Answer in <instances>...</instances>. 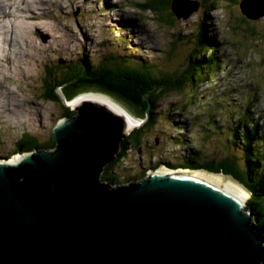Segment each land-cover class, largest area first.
I'll return each mask as SVG.
<instances>
[{"label":"rangeland","instance_id":"rangeland-1","mask_svg":"<svg viewBox=\"0 0 264 264\" xmlns=\"http://www.w3.org/2000/svg\"><path fill=\"white\" fill-rule=\"evenodd\" d=\"M145 1L0 0V16L5 15V11H9L10 16L0 18V159L25 154L18 151L16 145L23 134L32 135L41 143L47 142L58 121L66 119L64 106L73 110L71 106L75 105L72 103L78 98H90L83 97L85 95L104 96L120 114L135 119L136 125L130 135L149 121L150 116L136 114L129 104L99 90L86 93H79V90L67 99L62 88H58L56 93L64 96L63 107L45 101L41 95L46 68L51 69L65 61L67 65H75L86 57L97 65L101 58L115 55L135 62L145 61L155 66L156 76L160 77L162 72H179L186 64L199 59L202 53L209 60L202 69L205 78L201 79L206 80L196 81L195 89L186 88L182 94L176 92L160 100L154 113L153 132L142 137L141 149H127L126 146L125 156H120L118 164L109 171L111 179L122 186L136 182L134 179L128 183L127 178L150 169L161 158L164 164L191 163L193 157H187V152L194 148L200 152L202 162L235 161L240 172L246 171L244 154L247 150L242 145L253 142L256 149L262 144L252 137L242 144L241 138L246 133V118L249 117L246 108L250 102L258 103L259 110L264 109V0H246L247 3L244 0H198L201 4L194 0L199 4L198 10L187 18L178 17L174 30L159 24L151 11L137 7ZM187 1L191 0H184L185 5ZM212 4L216 7L214 10ZM242 8L253 11L257 19L248 18ZM244 16L251 23L238 21ZM249 27L257 29L260 35H251ZM202 28H205L207 38L216 40L220 53L208 49L205 39V48L196 52L197 47L200 49ZM180 34L183 38L178 43ZM1 40L5 42L4 48ZM212 56L214 61L210 60ZM220 56L226 61L222 60L218 70ZM226 65L228 68L225 69ZM223 94L227 97L222 98ZM181 107L187 112L180 110ZM234 111L247 115L243 126L229 123ZM182 116L187 120L196 117V120L184 127ZM182 130L188 136L186 139L183 136L185 141L180 145L176 141ZM122 142L115 161L123 153ZM37 151L54 153L56 147L50 151L42 148ZM165 167L168 166L162 165L172 173L175 169ZM262 168L264 173V161ZM239 185L246 187L244 183ZM253 197L251 194L245 203L249 204ZM249 205L256 212L255 203Z\"/></svg>","mask_w":264,"mask_h":264},{"label":"water","instance_id":"water-1","mask_svg":"<svg viewBox=\"0 0 264 264\" xmlns=\"http://www.w3.org/2000/svg\"><path fill=\"white\" fill-rule=\"evenodd\" d=\"M187 2L174 0L178 17L198 10ZM71 108L53 128L54 153L0 159V264H264L246 197L163 170L110 188L100 177L132 126L96 100Z\"/></svg>","mask_w":264,"mask_h":264},{"label":"trees","instance_id":"trees-1","mask_svg":"<svg viewBox=\"0 0 264 264\" xmlns=\"http://www.w3.org/2000/svg\"><path fill=\"white\" fill-rule=\"evenodd\" d=\"M240 1L242 2L243 0ZM173 2L174 0H146L144 4H138L137 7L145 12L151 11L153 15L156 16L155 20L159 24L161 23V25L174 30L176 29L175 23L177 22L178 16L174 11ZM198 2L201 4L200 1ZM241 2L239 3L241 4ZM244 2L247 3L246 0H244ZM214 8L216 7L214 4H212V10H214ZM207 21L209 20H206V22ZM238 21L240 23L243 22L244 24L251 23L249 22V19L245 18V16L243 18L241 17V19ZM207 25L208 24H206L205 27ZM202 31L203 37L200 34L201 41L199 42L200 49L197 47L196 52L200 51L202 48H205V39L208 41V49L211 51L217 50V53H219L220 49H218V44H216L215 40L213 38L209 39L206 37L205 28H202ZM249 33L251 35H253V33L258 34V36L260 35L257 29H254L253 27H249ZM181 38L183 37L180 34L178 43ZM202 44L204 47H201ZM173 47H175V45ZM171 50L173 52V48ZM207 53H209L208 50ZM87 58L88 57L81 58L75 65H67L65 61L59 65H56L55 67H52L51 69L46 68L45 76L42 79L41 96L45 101L48 100L55 104H61L63 107L62 102L64 101L62 100V97L56 93L58 88H62L61 90L67 99H69L79 90V93L99 90L112 94L116 96V98L121 102L123 101L124 103L129 104L136 114L140 112L144 117L150 116L148 122H145L142 127L136 128L131 133V135L129 134V136L123 140V153L118 155V159L108 165L102 174V179L107 181L108 184L109 182H113L115 185H120L121 183L119 181L111 179L112 176L110 175L109 171H111L113 167L118 164L120 156H125L128 151L127 150L124 152L126 146H128L127 149H141L143 139L142 137H144V135L146 136V134H148L150 131L153 132L152 128L156 121L154 113L160 100L165 95H171L176 92L182 94L186 91V88L195 89L197 86L196 81L197 83H199L198 81L200 80H202L201 82H204L206 79H201L205 78L202 75V69L206 66V64H208L209 60L202 56V53H200L199 59H194V61L191 62V64H188V66L186 64L179 70V72H162L163 75L158 77L156 76L155 66L149 65L145 61L135 62L133 59H125L124 57H117L114 55L101 58L98 64L95 65L89 62ZM214 59L215 57L212 56L210 60L214 61ZM217 67H219L218 63ZM180 110L185 111L186 109L181 107ZM63 115L64 118L71 119L76 115V112L64 106ZM185 123L187 124V122H181L183 126H185ZM238 125L241 124L238 122ZM255 126L257 128L256 130H250L248 123L246 124L245 131L247 134H243L244 137L241 138V142L243 141L242 144L245 143L244 140H247L250 137L257 138V142L262 143L261 146L264 144V138L258 137L260 133L258 130V123H256ZM248 130L252 132L250 133ZM180 136L181 137H177L178 141H176L179 144L185 141V133L183 130L180 131ZM251 143H245L247 146H245V144L242 145L243 149L247 150V152L245 151L246 153L244 154L247 164L246 171H244V173L239 171L235 161H213L203 163L201 162L202 160L195 159L196 157L199 158V151L190 152L187 154L190 157H193L191 163L184 162L182 165H177H181V167L184 166V168L191 170H197L201 168L213 173L233 175L235 179L239 180L241 183H244L254 196L249 204L253 202L255 203V208H257L256 212H254L248 204L245 209L247 212H252L254 214L253 219L256 221V226L264 233V186L262 185L264 184V173H262V158H260V154H258L259 147L257 146L255 149L256 144L253 145V142ZM16 145L18 147V151L24 153L40 150V148L50 151L56 147V143L53 138V132L52 136H50V138L45 143L39 142L38 139L32 135L23 134L17 141ZM183 157H185V155ZM162 165H164L163 158H161L159 162L150 169L153 168L155 170ZM165 165L170 168H178L176 167L177 165L172 162ZM147 170L149 169L139 172L137 176L133 175L128 177V183L132 182L134 179H138V182L141 181V179L146 175Z\"/></svg>","mask_w":264,"mask_h":264},{"label":"bare ground","instance_id":"bare-ground-1","mask_svg":"<svg viewBox=\"0 0 264 264\" xmlns=\"http://www.w3.org/2000/svg\"><path fill=\"white\" fill-rule=\"evenodd\" d=\"M15 41V40H14ZM83 97H90V98H78L77 100H76V103H72V105H76L78 102H80V101H85V100H96V101H99V102H101V103H104V104H106V105H108V106H110L111 108H113V107H115V106H113L111 103L109 104V99L108 98H105L104 96H100V95H96V94H91V95H85V96H83ZM109 100V101H108ZM75 102V101H74ZM113 107H112V106ZM117 108V107H116ZM114 110H116L115 108H113ZM117 111V110H116ZM124 117H125V119H126V121L129 123V125L130 126H132V127H134L135 125H136V120L135 119H133V118H131V119H129L128 117H126L125 115H124ZM21 157V155L20 156H16V157H14L13 159H11L12 161L13 160H16V159H18V158H20ZM165 171H167V170H165ZM199 171H201V172H199ZM194 172H198V173H200V175L201 176H205V177H208V178H212V179H215V180H217V181H219V182H221V183H223V184H225V185H227V186H229V187H231V188H233L234 190H236L237 192H239L240 194H242L244 197H246L247 199L250 197V194H249V192H248V190L244 187V186H240L239 185V183L237 182V181H234L231 177H229V176H226V175H224V174H210V173H207L206 171H204V170H197V171H194ZM192 174H196V173H193V172H191ZM239 178V177H238ZM242 181V180H241ZM247 201V200H246ZM263 215V214H262ZM255 220V219H254ZM253 220V223L256 225V221H254ZM261 232H262V237H263V239H264V233H263V231L261 230Z\"/></svg>","mask_w":264,"mask_h":264},{"label":"clouds","instance_id":"clouds-1","mask_svg":"<svg viewBox=\"0 0 264 264\" xmlns=\"http://www.w3.org/2000/svg\"><path fill=\"white\" fill-rule=\"evenodd\" d=\"M259 147V146H258ZM201 163V162H200ZM148 175V174H147ZM146 175V177L145 178H143V180H145V179H147L148 177H149V175L147 176ZM143 180H141V181H143ZM104 182H105V185H108L110 188H112V189H114V188H117L118 186H121V184L120 185H118V186H115V187H111L112 186V182H109V184L107 183V181H105V180H103ZM141 181H139V182H141ZM138 181H136V182H134V183H139ZM133 184V183H132ZM130 185V184H129ZM247 206V203L245 204V206H244V208H243V213H248L247 211H246V209H245V207ZM252 211V210H251ZM251 215H253V217H252V220H254L253 218H254V214L252 213V212H249ZM259 229V228H258ZM260 230V229H259ZM261 231V230H260Z\"/></svg>","mask_w":264,"mask_h":264}]
</instances>
